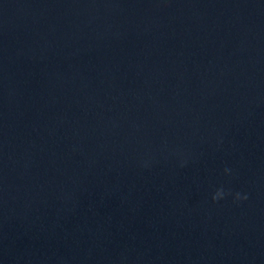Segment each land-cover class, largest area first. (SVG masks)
I'll return each mask as SVG.
<instances>
[{"label":"water","instance_id":"1","mask_svg":"<svg viewBox=\"0 0 264 264\" xmlns=\"http://www.w3.org/2000/svg\"><path fill=\"white\" fill-rule=\"evenodd\" d=\"M0 264H264V0H0Z\"/></svg>","mask_w":264,"mask_h":264},{"label":"clouds","instance_id":"2","mask_svg":"<svg viewBox=\"0 0 264 264\" xmlns=\"http://www.w3.org/2000/svg\"><path fill=\"white\" fill-rule=\"evenodd\" d=\"M229 169H224V173L225 174H228L229 173ZM230 193L224 191L223 188H219L215 191V193L212 195V200L215 202L219 199H222L224 198L226 195H229ZM234 199L236 200H243V199H247V196L244 195V196H241L240 193H236L235 196H234Z\"/></svg>","mask_w":264,"mask_h":264}]
</instances>
